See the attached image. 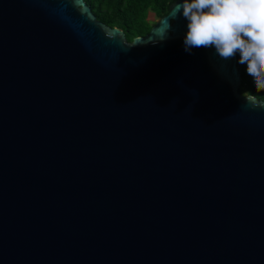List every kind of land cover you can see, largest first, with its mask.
<instances>
[{
    "label": "water",
    "instance_id": "water-1",
    "mask_svg": "<svg viewBox=\"0 0 264 264\" xmlns=\"http://www.w3.org/2000/svg\"><path fill=\"white\" fill-rule=\"evenodd\" d=\"M180 2L0 0V264H264V100Z\"/></svg>",
    "mask_w": 264,
    "mask_h": 264
},
{
    "label": "clouds",
    "instance_id": "clouds-1",
    "mask_svg": "<svg viewBox=\"0 0 264 264\" xmlns=\"http://www.w3.org/2000/svg\"><path fill=\"white\" fill-rule=\"evenodd\" d=\"M181 15L187 20L186 52L212 47L225 61L239 54L238 63L264 91V0H181L173 18Z\"/></svg>",
    "mask_w": 264,
    "mask_h": 264
},
{
    "label": "trees",
    "instance_id": "trees-1",
    "mask_svg": "<svg viewBox=\"0 0 264 264\" xmlns=\"http://www.w3.org/2000/svg\"><path fill=\"white\" fill-rule=\"evenodd\" d=\"M170 1L172 0H85L98 20L122 29L128 41L148 33L154 23L148 18L149 12L156 17L164 15ZM246 67L241 64L242 93L264 100V91L255 88Z\"/></svg>",
    "mask_w": 264,
    "mask_h": 264
},
{
    "label": "rangeland",
    "instance_id": "rangeland-1",
    "mask_svg": "<svg viewBox=\"0 0 264 264\" xmlns=\"http://www.w3.org/2000/svg\"><path fill=\"white\" fill-rule=\"evenodd\" d=\"M148 18H149L151 21H153V22L157 19V17L155 16V14L152 13V12H149Z\"/></svg>",
    "mask_w": 264,
    "mask_h": 264
}]
</instances>
